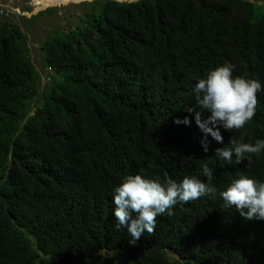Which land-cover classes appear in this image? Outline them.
Masks as SVG:
<instances>
[{
  "label": "trees",
  "instance_id": "obj_1",
  "mask_svg": "<svg viewBox=\"0 0 264 264\" xmlns=\"http://www.w3.org/2000/svg\"><path fill=\"white\" fill-rule=\"evenodd\" d=\"M259 10L246 0L93 2L43 42L49 84L33 107L27 36L0 19V264H264V221L245 220L220 197L237 171L264 181V152L239 164L215 155L230 139H264ZM224 63L262 87L254 118L220 128L217 143L187 109L204 111L196 78ZM185 116L188 125L174 122ZM204 164L216 195L177 203L130 245L112 214L123 179L167 173L208 183Z\"/></svg>",
  "mask_w": 264,
  "mask_h": 264
},
{
  "label": "clouds",
  "instance_id": "obj_2",
  "mask_svg": "<svg viewBox=\"0 0 264 264\" xmlns=\"http://www.w3.org/2000/svg\"><path fill=\"white\" fill-rule=\"evenodd\" d=\"M246 1L254 4L251 0ZM10 15H13V10L0 19ZM235 67L224 63L208 70L204 78H196L192 92L204 111H196L192 107L187 109L205 137L211 136L217 143H223L220 128L226 131L244 128L254 118L259 103L257 94L261 91V83L245 76H234ZM205 111L209 113L206 118L202 115ZM174 122L190 123L187 116L183 121L177 119ZM201 143L205 145L203 150L206 153L207 141L202 140ZM229 144L231 147L216 149L215 155L230 164L233 163V156L234 162L239 164L246 154L264 152V139H258L254 144L230 139ZM202 172L208 183L190 175L177 182L167 173L163 179L148 178L141 173L126 176L114 189L112 202L115 207L112 214L117 228L126 229L131 237L129 244L135 246L145 232L153 234L157 217L165 213L172 215L170 210L177 203H188L206 195L215 196L217 188L211 184L213 170L204 164ZM220 197L226 207H234L245 220L264 221V181L237 171L236 178L220 192Z\"/></svg>",
  "mask_w": 264,
  "mask_h": 264
},
{
  "label": "rangeland",
  "instance_id": "obj_3",
  "mask_svg": "<svg viewBox=\"0 0 264 264\" xmlns=\"http://www.w3.org/2000/svg\"><path fill=\"white\" fill-rule=\"evenodd\" d=\"M106 1V0H100ZM255 5L258 6L259 12H264V0H251ZM97 2V1H95ZM0 6L8 12L13 10V15H10L8 18H3L2 20H8L15 23L27 36V47L28 54L31 64L33 65L36 74L38 75V96L34 99V102L30 104H37L41 100V95L46 87V77L43 72V58L42 54V44L48 38H53V36H48L50 32H57L67 27V24H71L68 21L69 15H74L78 18L81 14V8H84L83 4L79 6H68L66 8H51L44 9L38 12L33 11L32 0H0ZM87 6V4H85ZM46 10V11H45ZM56 11L59 17L54 16L53 14L49 15L50 11ZM17 11V12H15ZM40 14L38 17H34ZM63 17H60L62 16ZM32 17L33 20H30ZM25 19V21H22ZM68 23H65V21ZM32 115V114H31Z\"/></svg>",
  "mask_w": 264,
  "mask_h": 264
},
{
  "label": "bare ground",
  "instance_id": "obj_4",
  "mask_svg": "<svg viewBox=\"0 0 264 264\" xmlns=\"http://www.w3.org/2000/svg\"><path fill=\"white\" fill-rule=\"evenodd\" d=\"M95 1L100 0H32L33 11L38 12L44 9L51 8H66L68 6H79L80 4L86 3L87 5L92 4ZM113 1L118 4H133L141 0H106ZM46 11V10H45ZM256 170V169H255ZM253 171V170H251ZM219 186V185H218Z\"/></svg>",
  "mask_w": 264,
  "mask_h": 264
},
{
  "label": "built area",
  "instance_id": "obj_5",
  "mask_svg": "<svg viewBox=\"0 0 264 264\" xmlns=\"http://www.w3.org/2000/svg\"><path fill=\"white\" fill-rule=\"evenodd\" d=\"M7 16H8V11H4V9L0 7V17H7Z\"/></svg>",
  "mask_w": 264,
  "mask_h": 264
},
{
  "label": "water",
  "instance_id": "obj_6",
  "mask_svg": "<svg viewBox=\"0 0 264 264\" xmlns=\"http://www.w3.org/2000/svg\"><path fill=\"white\" fill-rule=\"evenodd\" d=\"M110 2H113V1H110ZM114 3H116V2H114ZM136 3H137V2H136ZM85 4H86V3L83 4L84 7H85Z\"/></svg>",
  "mask_w": 264,
  "mask_h": 264
}]
</instances>
